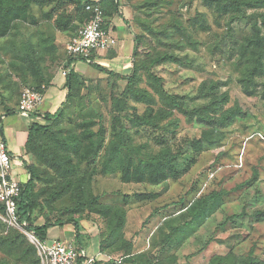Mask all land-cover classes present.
<instances>
[{
	"label": "rangeland",
	"instance_id": "374dc122",
	"mask_svg": "<svg viewBox=\"0 0 264 264\" xmlns=\"http://www.w3.org/2000/svg\"><path fill=\"white\" fill-rule=\"evenodd\" d=\"M78 4L79 0H34L25 12V19L12 22L9 33L0 39L1 120L9 111L23 114L18 101L24 85L33 86L43 76L48 79L44 95L53 79L61 78V85L65 83L64 49L80 26L79 21L65 29L46 18L51 15L62 21L75 12ZM214 5L204 0L109 3V28L125 19L127 22L123 24L132 39L134 35L140 37L134 82L127 84L97 71L93 76L81 75L84 85L74 99L62 106L60 121L52 123L53 133L58 128L63 134H75L80 142L78 154L70 155L74 182L67 190L65 185L69 181L58 178L43 162L47 156L43 142L36 145V154L26 153L25 162L35 168L37 176L33 187L38 203L34 225L66 217L77 219L85 264H264V69L247 95L239 82L245 63L232 45L250 32L251 20L232 21L229 37L231 16L218 13ZM252 13L257 14V25L263 30L264 10L247 11L248 15ZM165 28L168 31L162 37ZM122 31L117 29V37ZM39 40L42 45L36 47ZM28 41L33 47H17L27 45ZM28 48L35 52L37 67L26 58ZM165 52L178 55L184 59L183 63L155 64L154 60ZM149 74L160 78L170 93L184 97L183 109L187 112L204 104L198 101L201 91L206 93L216 84L217 96L228 95L225 109L238 105L245 117L224 128H210L199 123L196 116L189 120L159 103L148 84ZM129 91L148 93L156 104L138 101ZM120 98L125 105L118 114L114 102ZM158 110L163 111L165 118L156 127L150 124L131 128V122L125 124L127 116L147 117L152 113L154 117ZM14 116H7L4 122V135L8 138ZM40 123L46 124L44 120ZM121 128L127 130L128 147L139 151L138 156L132 155L133 161L171 154L168 161L177 170L175 175L168 173L159 183L136 182L132 177L123 180L119 170L109 171L105 150L117 142ZM208 132H213L215 144H205L202 151H195L194 143ZM98 137L101 145L97 154L91 155L87 148L91 149ZM47 139L54 148L57 141ZM175 153L178 155L174 156ZM199 200L217 203L205 219L196 223L192 218L193 206ZM104 207L117 209L123 215V228L116 229L114 235L105 230L106 220L97 211ZM51 228L48 244L61 240L58 227ZM6 232L0 228V238ZM168 236L170 241L165 242ZM127 253L133 262L127 261ZM0 264L21 263L0 247Z\"/></svg>",
	"mask_w": 264,
	"mask_h": 264
},
{
	"label": "trees",
	"instance_id": "16d2710c",
	"mask_svg": "<svg viewBox=\"0 0 264 264\" xmlns=\"http://www.w3.org/2000/svg\"><path fill=\"white\" fill-rule=\"evenodd\" d=\"M113 0H109V3H112ZM207 3L214 2V9L218 13H222L225 15H230V21L227 28L228 36L230 35V24L232 21H242L249 19L251 20L250 32L245 34L242 38L236 39L233 43L232 47H235L239 58L241 61L244 60V67L242 77L239 82L243 87L244 92L250 93L251 88L256 85V78H259L263 74L264 69V25L258 27V17L255 13L247 14L248 10L256 11V10H264V0H204ZM94 0H79V4L75 12L68 14L64 17V20H60L59 18H53V16H49L46 19L55 20V24L60 27H69L79 21V25L81 26L83 22L88 18V13L84 11L85 3H94ZM34 0H0V39L6 37V35L11 30V23H20L21 20L25 19V12L29 5L33 4ZM109 3L108 0H99L98 4L100 5L103 13H104V28H108L110 22V13H109ZM212 7V5H209ZM117 9V4L115 6V10ZM119 17L122 18V14L119 13ZM200 19V18H198ZM123 22L126 24V20ZM196 19L194 20V25L196 24ZM18 25H16L17 27ZM79 26V27H80ZM10 27V28H9ZM78 27V28H79ZM77 28V30H78ZM64 29V28H63ZM76 30V31H77ZM75 31V32H76ZM168 29L165 28L162 32V37H164L167 33ZM74 32V33H75ZM73 33V34H74ZM75 35V34H74ZM73 35V36H74ZM134 50L132 54V64L131 71L128 75H119L112 71L103 68L102 66L96 64L93 59L94 55H91V59L88 63V66L93 68L99 73L115 77L117 79L126 81L127 84H132L136 78L137 67L134 63L135 58L138 54V48L140 46V37L138 35H134ZM36 47H40L42 45V41L39 40L36 42ZM30 41H28L27 45H21L17 47H33ZM13 47H16L13 45ZM65 52V51H64ZM26 58L30 61L33 67H37V60L34 59L35 52L34 50L26 49ZM34 54V55H33ZM66 56V54H65ZM182 58H179L178 55L174 53H160V55L154 60L155 64H163V63H183ZM82 61L74 58H70L66 56L65 63L63 65V69L66 72L65 76V88L67 90V95L65 97V101L61 104L60 108L53 114H43L42 119L46 122L45 125L32 124L28 128L27 131V141L25 144L26 153H35L36 145L40 142H43L44 152L47 153V156L44 157V163L47 164V168L51 170L58 178L65 179L69 183L65 185L66 190L69 184H73L74 179L71 178V171L73 167H70V155H77L79 152L80 142L77 137L73 133H65L59 131L56 128L57 133L52 132V123H56L60 121L62 116V108L69 103L75 97V93L79 91V89L84 85V78L82 79L81 75L73 71L72 66L75 62ZM39 70V68H36ZM38 74H41L40 72ZM42 75V74H41ZM48 79H45L43 76H40V79L36 81L33 86L24 85L23 87H29L34 91L44 93L45 85ZM148 84L150 88L154 91V94L158 97L159 103L169 109L170 111H177L188 117L189 120H193V116H196V120L203 125H206L210 128H224L231 123H233L236 119H241L245 117V112H243L238 105L234 107L225 109L229 98L228 95L223 94L220 97L216 94L217 85L210 86L206 93L201 91L200 96L198 97V101L203 102L204 104L198 105L199 108L196 110L186 111L183 109L184 107V97H180L177 94H172L169 92L167 88H165L163 81L154 77L151 74L148 75ZM204 86V85H203ZM22 87V88H23ZM78 88V89H77ZM129 89V88H128ZM21 92V90H20ZM129 94H133L136 96V100L138 101H147L149 105L156 104V101L153 97H151L148 93L143 94H134L133 92ZM248 95V94H247ZM125 96V94H124ZM126 97V96H125ZM124 97V98H125ZM147 98V99H145ZM20 99V95H19ZM19 102V101H18ZM197 102V101H196ZM197 102V103H199ZM123 105H125L124 99H116L114 102L115 111L118 114H121L124 109ZM63 106V107H62ZM17 111H9L6 113L7 116L19 114ZM4 116V115H3ZM127 121L132 123L131 128H138L142 126H149L150 124L153 126H157V123L160 122L161 119L165 118L164 113L161 110H158L154 117L152 113H149L147 117H129L127 116ZM119 118V117H118ZM126 118V116H125ZM1 120V118H0ZM124 124V126H125ZM154 127V128H155ZM127 130L121 128V131L117 134V142L111 143L105 150V164L109 171L119 170L121 172L123 180L129 181L131 177L136 182L141 181H151L153 183H159L168 176V173L171 175H175L177 170H173L174 166L171 161H168L169 156L166 153H162L159 156H149L147 160H141L137 158L136 161L132 160V155L138 156V149H132L128 147L129 137L127 135ZM206 136L202 137L200 141L194 143L195 151H202L203 146L206 144L208 146H213L215 144V140L212 135L213 132H208L205 134ZM87 133L83 134L85 138ZM52 137L55 141V147H52L53 142H49L47 138ZM101 141L99 137L92 143L91 149L87 148V152L91 155H96L98 147H100ZM36 154V153H35ZM178 155L175 153L174 156ZM174 158V157H173ZM172 158V159H173ZM176 158V157H175ZM170 165V168H167ZM167 166V167H166ZM23 168L26 171L28 176L27 181L25 183H20V193L18 198L16 199L17 204V223L18 225L25 231L33 235V237L40 243H46L47 240V231L51 227H63L66 225L72 226L75 234V241L79 245L81 251H83L82 240L80 238V230L81 226L77 219L73 217H66L65 219H58L54 222L45 221L41 225H34V212L38 207L37 200L35 198L33 187L35 180L37 179L35 168L27 165L25 161H23ZM70 178V179H69ZM79 182L77 181V184ZM65 190V191H66ZM79 191V185L77 187ZM79 194V193H78ZM200 201V200H199ZM92 202V200H91ZM217 201H213L210 203L209 200H203L196 203L194 206L186 208V211L192 208L193 206V220H197L196 223L205 219ZM214 205V206H213ZM99 215L106 220L105 221V230H108V233L115 234L116 229L123 228L124 218L121 212L112 207L108 208H100L97 210ZM0 215H5V207L2 203H0ZM107 218V219H106ZM190 225V224H187ZM0 228L2 230H6L7 232L0 238V247L3 252L7 256H11L15 258L21 264H27L25 262H29V264H40V256L38 255L36 246L30 242L26 237L22 230L8 227L6 223L0 220ZM108 236H111L108 234ZM170 241V236L167 237L165 242ZM101 250H104L103 245H101ZM130 254H126V259L128 262H133L134 259L129 256ZM86 257H79L77 260V264H84L86 262ZM167 262V261H166ZM97 264V263H94Z\"/></svg>",
	"mask_w": 264,
	"mask_h": 264
},
{
	"label": "built area",
	"instance_id": "2783aa9c",
	"mask_svg": "<svg viewBox=\"0 0 264 264\" xmlns=\"http://www.w3.org/2000/svg\"><path fill=\"white\" fill-rule=\"evenodd\" d=\"M94 1V3L84 4V11L88 13V18L64 49L67 57L83 60L85 63L90 61L91 55L95 56L99 51H109L117 44L111 29L103 27L104 13L98 4L99 0ZM62 75L66 76L64 70ZM43 97V93L23 87L20 92L19 110L25 115L36 112V108L43 102ZM11 170V154L1 136L0 125V203L5 207V215H0V220L8 227L22 230L30 238L37 248L40 264H77L78 258L85 257V253L80 250L76 241L53 240L49 244L40 243L18 225L16 199L20 193V182L16 180Z\"/></svg>",
	"mask_w": 264,
	"mask_h": 264
},
{
	"label": "crops",
	"instance_id": "0c3cea01",
	"mask_svg": "<svg viewBox=\"0 0 264 264\" xmlns=\"http://www.w3.org/2000/svg\"><path fill=\"white\" fill-rule=\"evenodd\" d=\"M118 28L123 30L122 32H120L121 35H119V37H117ZM109 29H111L112 35L117 41L116 47L109 51L97 52L94 62L100 66H106V68L109 67V71L113 70L114 73H117L119 75H128L131 71L132 54L134 50L133 39L129 31L125 28V24H123V22L112 25ZM72 69L76 73L84 76H93L95 74L94 71H96L86 63H83L81 61L75 62L72 66ZM62 83L63 81L61 78L53 79L52 86L48 91L45 92L43 102L41 103L38 111L28 114L30 116L25 114H14L16 116H14L15 118H13L14 125L12 126L13 129L11 131L10 138L4 135V122L6 121L7 116L0 120L1 136L11 154V172L16 180L20 183H25L28 178L26 171L23 168V161L26 160L25 144L27 141L28 127L32 124H41L40 122H43V119L41 118L43 114H53L57 111V109L60 108L61 104L65 101L64 99L67 94L65 83L61 85ZM39 111L40 113H38ZM7 126L9 127V124ZM51 230L52 228L48 229L47 238L49 237V233ZM58 230L61 240L75 241L74 230L69 225L58 227Z\"/></svg>",
	"mask_w": 264,
	"mask_h": 264
}]
</instances>
